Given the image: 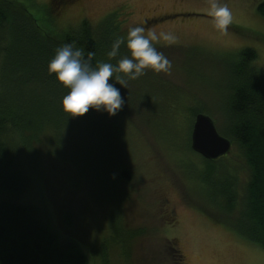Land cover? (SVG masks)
Listing matches in <instances>:
<instances>
[{
	"label": "trees",
	"instance_id": "obj_1",
	"mask_svg": "<svg viewBox=\"0 0 264 264\" xmlns=\"http://www.w3.org/2000/svg\"><path fill=\"white\" fill-rule=\"evenodd\" d=\"M80 1L50 0L49 6L53 4L52 12L60 15L62 9ZM173 12L147 17L142 24L148 26L174 17ZM256 12L264 17V0L257 3ZM116 18L117 11L111 12L94 27L86 20L62 24L65 22L57 16L54 31H45L26 4L20 0H0V264H113L114 250L125 259L131 257V263L183 264L184 256L175 254L177 258L171 261L165 247L135 251L140 249L139 241L147 230L125 220L124 205L134 191L129 187L130 169L125 152H129L130 138L124 142L125 118L130 107H137L127 98L129 94H153L147 89L160 94V101L146 108L159 115L161 125L166 110L182 119L179 125L170 123L164 127L157 125L152 116L146 121L157 142L179 156L177 161L184 165L187 180L192 185L197 183L204 207L209 212L216 209L218 218L228 228L264 249V70L256 64V49L246 47L222 62L220 79L200 77L193 59H187L192 63L185 61L182 66L190 80H194L184 79L185 84L195 85L199 80L198 84L211 88L218 98L213 106L221 114L219 121L233 144L232 154L216 160L200 156L204 163L201 166L190 158V153H197L190 146L191 132L186 130L190 125L192 131L198 113L211 109L193 93L161 88L159 84L145 85L142 76L135 80L125 78L127 87L115 85L124 99L116 115L93 108L82 116L65 112L62 98L68 89L48 73L49 60L59 45L75 42V47L85 54L95 53L93 63L115 64L125 53L130 54L126 45L121 44L116 58L110 60L107 56L113 41L126 36ZM228 27L246 37L257 36L234 24ZM191 52L196 54L198 49ZM130 86H137L138 90L142 87L143 92L136 93ZM182 127L185 132L179 135ZM107 132L111 137L98 141ZM111 139L118 140V149ZM71 143L73 148L69 147ZM64 163L74 168L80 181L92 184L91 202L106 209L104 221L94 222L100 230L98 239L94 238L96 244L89 236L85 239L77 233L71 213L57 214L62 205L59 209L50 206L49 197L60 195V191L46 178L52 171L60 173ZM63 177L65 187L73 188L69 172H64ZM39 185L41 200L30 202V192ZM57 219L62 226L66 225L62 232Z\"/></svg>",
	"mask_w": 264,
	"mask_h": 264
},
{
	"label": "rangeland",
	"instance_id": "obj_2",
	"mask_svg": "<svg viewBox=\"0 0 264 264\" xmlns=\"http://www.w3.org/2000/svg\"><path fill=\"white\" fill-rule=\"evenodd\" d=\"M20 1L27 5L45 31H54L52 27L56 24L57 16L65 22L62 24L74 25L76 22L86 20L89 25L96 27L95 25L103 21L109 13L117 11L116 22L123 25L121 29L125 34L129 26L135 25H142L146 29L157 32L173 33L176 36L175 44L156 45L157 50L163 52L172 61L171 72L156 74L148 70L142 76V83L159 84L161 88L167 89L179 88L184 93L197 95L211 109V111L204 110V113L214 119L218 130L224 135L226 134L224 125L219 121L221 114L213 106V102L218 98L211 88L205 89L203 84H198L199 80L194 82L195 85L184 83V79L189 82L194 81L190 80L189 75L182 68L184 62L192 63V60L187 59H193L197 68L200 69V77L220 79L223 73L222 62L227 61L242 49L252 47L258 53L257 66L264 70V17L256 12L257 3L260 0H221L232 9L231 24L243 30H250L257 35L256 37L238 34L233 27H227L224 32L217 30L206 11L210 0H81L62 9L60 15L52 12L50 7L53 4L49 6L50 0ZM170 11H175L173 13L176 16L154 22V24L150 23L148 26L142 24L147 17L151 19L155 15ZM193 49H198V52L196 54L191 52ZM128 88L132 91L136 90V93L143 92L142 87L139 90L137 86ZM146 91L153 94L144 93L145 97L129 94L127 101L137 107H130L127 111L125 118L127 122L124 128V142H128L127 138H130L129 152H125L130 169L129 187L134 189L130 199L124 205L125 220L130 225L144 227L147 230L145 237L139 241L140 249L135 251L143 252L151 247L156 249L165 247L169 251L167 257L171 261L177 258L175 254L184 256L183 264H264V249L255 243L243 240L241 236L228 228V225L218 218L216 209L209 212V209L204 207L203 198L199 195L197 183L192 185L187 180L186 171L182 170L184 165L177 161L179 156L165 148L161 142H157L156 134L151 133L146 119L151 120L150 116H152L158 125L160 124L159 115L153 114L146 107L160 101L158 99L160 94L154 89ZM161 98L166 102L165 96L162 95ZM163 114L162 125L160 124L162 127L170 123L172 126L182 123V119L174 117L168 110ZM188 130L191 132L190 125L186 132ZM178 132L179 135H183L185 130L182 127ZM110 137L107 132L105 136L98 138V141L105 142ZM110 142L118 149V140L111 139ZM74 146L73 143L69 145L70 148ZM109 149H111L110 145ZM229 154H232V151ZM189 155L192 156L191 159L194 158L202 164L201 166L204 165L200 155L195 153ZM73 169L68 163H64L60 173L56 170L52 171L48 179L46 178L47 181L51 180L54 187L60 191V195L56 193L52 198L49 197L50 206L59 209L58 206L62 205L57 214L71 213L77 233L85 239L89 236L88 239L96 244L94 238L98 239L100 230L96 229L97 225L94 222L104 221L107 215L106 209H101L98 204L91 202L93 195L90 185L92 184L80 181ZM64 172H69L70 180L74 184L73 188L65 187ZM202 194L204 197V193ZM41 198L39 185L30 192L29 201L38 203ZM209 208L213 209L211 206ZM57 223L60 226V232L66 229V225L62 226V222L58 219ZM87 230L88 234H86ZM173 246L176 249H173ZM112 254L114 255V259H111L113 264H139V262L131 263V257L130 259L121 257L118 250H114Z\"/></svg>",
	"mask_w": 264,
	"mask_h": 264
},
{
	"label": "clouds",
	"instance_id": "obj_3",
	"mask_svg": "<svg viewBox=\"0 0 264 264\" xmlns=\"http://www.w3.org/2000/svg\"><path fill=\"white\" fill-rule=\"evenodd\" d=\"M213 26L224 32L233 22V12L227 3L210 0L206 9ZM176 36L168 31L157 32L142 25L129 26L126 36L117 37L107 52L109 59L119 55L121 44H125L129 55L111 62L93 63L94 52H85L75 47V42L59 45L49 60L48 73L54 74L68 92L62 98L65 112L70 116H82L90 108L105 111L114 116L122 108L124 99L115 85L127 87L125 78L135 80L148 70L159 74H169L172 61L157 50V44L172 45Z\"/></svg>",
	"mask_w": 264,
	"mask_h": 264
},
{
	"label": "water",
	"instance_id": "obj_4",
	"mask_svg": "<svg viewBox=\"0 0 264 264\" xmlns=\"http://www.w3.org/2000/svg\"><path fill=\"white\" fill-rule=\"evenodd\" d=\"M190 146L209 160L229 154L233 148L232 140L218 130L214 119L206 113H198L193 122Z\"/></svg>",
	"mask_w": 264,
	"mask_h": 264
},
{
	"label": "flooded vegetation",
	"instance_id": "obj_5",
	"mask_svg": "<svg viewBox=\"0 0 264 264\" xmlns=\"http://www.w3.org/2000/svg\"><path fill=\"white\" fill-rule=\"evenodd\" d=\"M179 255V254H178Z\"/></svg>",
	"mask_w": 264,
	"mask_h": 264
}]
</instances>
